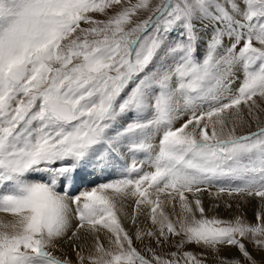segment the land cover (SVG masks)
I'll return each mask as SVG.
<instances>
[{
    "label": "snow or ice",
    "instance_id": "6c2138e0",
    "mask_svg": "<svg viewBox=\"0 0 264 264\" xmlns=\"http://www.w3.org/2000/svg\"><path fill=\"white\" fill-rule=\"evenodd\" d=\"M0 214V264H264V0H0Z\"/></svg>",
    "mask_w": 264,
    "mask_h": 264
},
{
    "label": "bare ground",
    "instance_id": "6f19581e",
    "mask_svg": "<svg viewBox=\"0 0 264 264\" xmlns=\"http://www.w3.org/2000/svg\"><path fill=\"white\" fill-rule=\"evenodd\" d=\"M138 158L143 159V156H140ZM129 162H131L130 159H129ZM144 170L148 171L150 169L145 165ZM112 173L121 175V170L118 169ZM115 178H118V176H116ZM106 179L111 181L113 178L109 179L108 177H106ZM209 191H211L212 193H215L216 189L215 190L210 189ZM201 196H202V200L204 202V206H205L206 210H208V211H206V215H208V216L216 215V216H219L220 218L227 217L229 219H232L234 216L240 215V216L244 217L248 222H251V223L256 222L255 214L257 211L260 210V206H261V202H260L259 198L239 197V196L229 197L226 194H221L220 198L216 199L214 196H210L208 194V192L202 193ZM125 203L128 206L127 211L130 213L131 211L129 209L132 206V201L129 200V201H126ZM214 204H218L219 207L213 208ZM227 204H231L232 207L228 208L226 206ZM166 208H167V210L170 211V214H171V206L170 205L166 206ZM176 211L179 212L178 205L176 207ZM0 218L7 220L10 217L8 215L1 214ZM121 218H122L121 223H124V221L126 222V220H125L126 218H123V217H121ZM149 223L150 222L145 219V216L141 215L138 217V225L130 226V227L127 225H124L125 223L123 225L130 232V234H132L134 237L137 226L147 227V226H149ZM101 236L103 238V236H104L103 232L101 233ZM89 243H91L90 240H89ZM249 247L251 248V245H249ZM232 252H234V250H226L225 254H231ZM56 254H59V253H56Z\"/></svg>",
    "mask_w": 264,
    "mask_h": 264
},
{
    "label": "rangeland",
    "instance_id": "374dc122",
    "mask_svg": "<svg viewBox=\"0 0 264 264\" xmlns=\"http://www.w3.org/2000/svg\"><path fill=\"white\" fill-rule=\"evenodd\" d=\"M146 13H142L141 14V19H143V18H146ZM97 18H103V17H100L99 15H97ZM238 84H239V82H237V84L234 86V87H238ZM177 127L179 126V123L176 125ZM130 163V162H129ZM116 176H118V178L120 177V175H118V174H115V173H111L109 176H107L109 179H112V180H114V179H117V178H115ZM212 190H215L216 188L215 187H213V188H211ZM234 197L236 196V195H233ZM130 211H131V207H130V209H129ZM165 211H167V212H169V214H170V211L169 210H167V208L165 209ZM1 215V214H0ZM3 215H6V214H3ZM122 219V218H121ZM222 219H225V220H230L229 218H227V217H222ZM126 220V222L124 221V223H122V224H124V225H127V226H134L132 223H131V221L130 220H128V219H125ZM130 222V223H129ZM123 225V226H124ZM130 233V232H129ZM134 247H136L137 248V250L138 251H140L141 252V254H146L145 253V245L144 244H141L139 241H136L135 239H134ZM152 247L154 248V249H156V251L157 252H160V249L159 248H156V245L153 243L152 244ZM193 251H195V252H197V253H200L201 251H202V249H200V248H195V247H193V249H192ZM169 251V248H168V246H164L163 247V253L164 254H166L167 252ZM211 258V257H210Z\"/></svg>",
    "mask_w": 264,
    "mask_h": 264
}]
</instances>
